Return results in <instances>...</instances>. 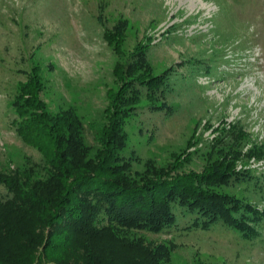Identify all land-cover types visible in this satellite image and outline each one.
<instances>
[{"label": "rangeland", "instance_id": "374dc122", "mask_svg": "<svg viewBox=\"0 0 264 264\" xmlns=\"http://www.w3.org/2000/svg\"><path fill=\"white\" fill-rule=\"evenodd\" d=\"M122 23L117 53L104 32ZM146 43L155 74L170 66L184 74L195 57L203 71L170 99L173 113L153 111L142 94L124 124L122 154L132 171L169 168L175 159L183 164L177 172L199 170L214 129L236 120L250 135L244 150L256 152L236 168L264 171V0H0V173L42 171L43 156L14 122L18 83L32 67L40 68L46 111L74 109L94 147L106 88L116 87L112 69ZM7 195L0 182V199ZM121 232L152 250L166 248L167 264H264V229L251 241L222 226Z\"/></svg>", "mask_w": 264, "mask_h": 264}, {"label": "trees", "instance_id": "16d2710c", "mask_svg": "<svg viewBox=\"0 0 264 264\" xmlns=\"http://www.w3.org/2000/svg\"><path fill=\"white\" fill-rule=\"evenodd\" d=\"M124 25L104 32L117 53ZM149 48L139 45L115 63L116 87L106 88L105 121L94 147L86 144V127L74 109L46 111L39 66L18 83L16 131L44 164L42 171L0 173L8 189L0 199V264H167L166 248L152 250L129 240L125 230L222 226L244 240L262 236L264 171L236 168L237 161L256 153L252 147L244 150L250 135L239 120L214 129L199 170L177 172L183 164L175 159L169 168L132 171L122 154L128 139L124 124L142 94L153 111L173 113L170 99L203 71L195 57L184 74L172 66L155 74Z\"/></svg>", "mask_w": 264, "mask_h": 264}]
</instances>
